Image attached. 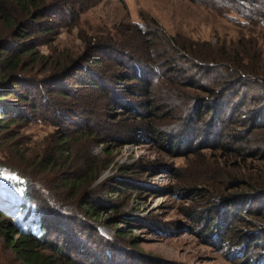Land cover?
Masks as SVG:
<instances>
[{
    "label": "rangeland",
    "instance_id": "obj_1",
    "mask_svg": "<svg viewBox=\"0 0 264 264\" xmlns=\"http://www.w3.org/2000/svg\"><path fill=\"white\" fill-rule=\"evenodd\" d=\"M35 1L55 14L31 29L52 34L25 40L0 16V41L37 53L19 72L36 112L0 134V223L40 234L21 170L78 215L67 229L90 245L72 264H264V0ZM87 77L101 89L78 84ZM50 156L59 166H40ZM86 162L97 179L64 188ZM0 264H21L1 230Z\"/></svg>",
    "mask_w": 264,
    "mask_h": 264
},
{
    "label": "trees",
    "instance_id": "obj_2",
    "mask_svg": "<svg viewBox=\"0 0 264 264\" xmlns=\"http://www.w3.org/2000/svg\"><path fill=\"white\" fill-rule=\"evenodd\" d=\"M12 2H14L20 10V19L16 22L11 20V13L4 9L1 3L0 16L9 25H15L17 27V33L20 37L27 40L32 34L49 35L53 33V28L45 25L36 26L37 29L34 28V30L33 28L31 29L30 26L36 23L41 17H53L52 15L55 14V10L45 7L44 10L33 11L38 9V3L35 0H12ZM29 29H31V31ZM35 49L36 47L33 44L19 43L17 41V44L12 45L0 41V134L3 133V131L9 132L11 125L16 124L18 121L26 120L27 108H31L32 112H36V98L33 97L31 86L28 85L34 82L21 77L19 73L26 68L24 57L29 55L36 57L37 53H35ZM84 61H87V59L76 61L75 66L84 68L82 66ZM68 70V67H64L60 75L65 74ZM82 72L88 75L90 71L85 67V70ZM143 74L144 73L141 72V75ZM142 77L143 76H137L140 81L144 82V92L149 93L150 83L145 76ZM78 84L87 85L90 88L94 87V89L99 87L101 89L102 87L97 84L96 81L88 77L84 80L81 79ZM106 84L108 83L106 82ZM40 88L37 87L38 94L39 91H41ZM106 93L102 94L107 96L108 93ZM55 95L64 100L70 97L66 88H58ZM46 100L47 98H44V101ZM56 106L57 109H59L60 105ZM60 110H64V108L62 109L61 106ZM148 129L151 132H155L152 127ZM66 142L67 138L64 139L62 137L60 143L57 145V151L61 158L70 154L69 147L65 146ZM176 147L175 145L172 146V148ZM58 163L59 159L50 156L46 158V161H43L40 166L55 169L56 166H59ZM37 164L38 163H35L34 165L36 166ZM84 167V174L80 177H63V187L78 191L83 188L85 183L95 181L97 179L95 177L98 173L96 168H94L91 162L84 163ZM17 173L19 177L25 181V200L23 206L27 214H35L37 216V220L40 222V234H35L31 229L26 231L21 230L12 223H0V230L4 235L5 246L10 249L16 259L21 264H63V262H67L65 264H72V261H70L68 257L69 254H72V252L79 253L78 255L83 253L86 254L83 249H88L87 246L89 242L87 238L84 240L85 238L82 239V236L77 235L74 229L75 227L73 226H71L73 229H67L69 224L76 225L75 221L78 215H73L74 213L71 212L72 208L68 207V202L64 201L65 199H63L60 190L52 189L51 184L45 182V180H41L39 177V179H37L21 170H17ZM33 208H35V210H32ZM81 209L87 214L90 213L91 210H93L91 202L86 201L83 203ZM67 212L70 214H67ZM0 215L4 216L1 213ZM64 225L66 227H63ZM93 233L96 234V231ZM215 241H219V237H217ZM258 260H260V258H258ZM98 264L104 263L101 262Z\"/></svg>",
    "mask_w": 264,
    "mask_h": 264
}]
</instances>
